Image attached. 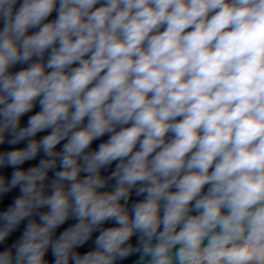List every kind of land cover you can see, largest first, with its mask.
Instances as JSON below:
<instances>
[{
  "label": "clouds",
  "instance_id": "clouds-1",
  "mask_svg": "<svg viewBox=\"0 0 264 264\" xmlns=\"http://www.w3.org/2000/svg\"><path fill=\"white\" fill-rule=\"evenodd\" d=\"M2 145L0 264H264V0H0Z\"/></svg>",
  "mask_w": 264,
  "mask_h": 264
},
{
  "label": "water",
  "instance_id": "water-1",
  "mask_svg": "<svg viewBox=\"0 0 264 264\" xmlns=\"http://www.w3.org/2000/svg\"><path fill=\"white\" fill-rule=\"evenodd\" d=\"M55 15H56V14L53 13L52 16L49 17V19H54V18H55ZM17 67L19 68V67H21V66H17ZM36 110H38V109H36ZM30 114H31V113H30ZM30 114H29V115H30ZM26 121H27V116H25V117L23 118V123H26ZM45 134H47V133H39L37 138H39L40 136H43V135H45ZM104 139L106 140V139H107V136L101 138V140L94 141V143H93V147L98 146V144H99L100 142H102V140H104ZM24 146H25V145H24L23 143H21V144H19V145L14 146V147H24ZM8 147H9L8 145H2V146H0V150L6 149V148H8ZM58 147H59V146H58ZM40 158H42V157H37V158H36L35 160H33V161L26 162V164L23 165V167H24V168H27V167H29V166H32V165L37 164V163L39 162V159H40ZM6 171L10 174L12 170H11V169H7ZM13 194H15V193H13ZM136 199H142V197L137 198V197L133 196V200H136ZM70 223H73V221H69V222H68V224H70ZM68 224L64 225L63 227H67ZM61 230H63V228H62ZM16 235H19V233H17ZM15 238H16V236H13V237H12L13 240H14ZM49 258H50V257H49Z\"/></svg>",
  "mask_w": 264,
  "mask_h": 264
}]
</instances>
